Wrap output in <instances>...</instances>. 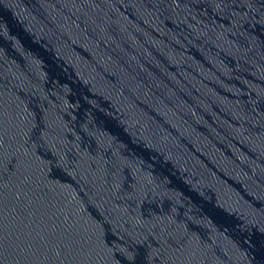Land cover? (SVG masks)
<instances>
[{
	"label": "water",
	"instance_id": "water-1",
	"mask_svg": "<svg viewBox=\"0 0 264 264\" xmlns=\"http://www.w3.org/2000/svg\"><path fill=\"white\" fill-rule=\"evenodd\" d=\"M0 264H264V0H0Z\"/></svg>",
	"mask_w": 264,
	"mask_h": 264
}]
</instances>
